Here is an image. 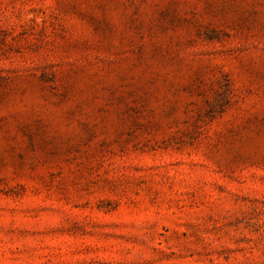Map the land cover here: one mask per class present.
I'll return each mask as SVG.
<instances>
[{"label": "rangeland", "instance_id": "374dc122", "mask_svg": "<svg viewBox=\"0 0 264 264\" xmlns=\"http://www.w3.org/2000/svg\"><path fill=\"white\" fill-rule=\"evenodd\" d=\"M0 264H264V0H0Z\"/></svg>", "mask_w": 264, "mask_h": 264}]
</instances>
